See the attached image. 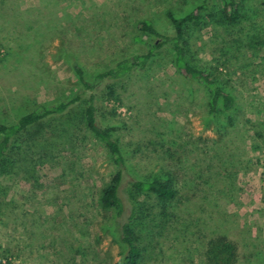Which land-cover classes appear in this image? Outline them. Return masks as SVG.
Segmentation results:
<instances>
[{
  "label": "rangeland",
  "instance_id": "rangeland-1",
  "mask_svg": "<svg viewBox=\"0 0 264 264\" xmlns=\"http://www.w3.org/2000/svg\"><path fill=\"white\" fill-rule=\"evenodd\" d=\"M203 2L0 0V121L79 92L75 62L94 81L119 59L146 53L135 38H154L140 22L173 36L168 13L183 17ZM240 3V23L213 15L188 40L189 59L234 95L233 113L211 114L207 90L177 71L169 46L117 84L116 101L99 92L101 121L119 140L129 176L170 175L181 192L172 233L151 239L144 264H204L215 234L238 243L239 264H264V0ZM208 6L213 14L221 2ZM36 151L0 180L4 264H117L125 253L117 212L99 204L118 170L104 145L82 124L48 157Z\"/></svg>",
  "mask_w": 264,
  "mask_h": 264
},
{
  "label": "trees",
  "instance_id": "trees-1",
  "mask_svg": "<svg viewBox=\"0 0 264 264\" xmlns=\"http://www.w3.org/2000/svg\"><path fill=\"white\" fill-rule=\"evenodd\" d=\"M213 1L221 2V6L213 7L216 11L209 14L208 4ZM213 15L218 17L222 25H237L242 19L240 0H204L191 13L179 18L168 13L175 32L173 36L160 31L150 19L143 20L138 24V29L154 40L136 37L135 41L145 46L146 53L119 59L99 72L94 81H89L83 68L75 62L72 68L80 84L79 92L57 104L34 107L14 123L0 121V180L11 175L18 167L19 160L25 158L31 149L36 148L37 154L34 155L44 159L48 157L47 152H56L84 124L104 145L118 169L99 197L102 208L117 212L114 232L125 248L124 256L117 264H144L150 255L151 247L148 244L152 246L151 239L172 233L174 219H178L175 210L181 192L170 175L148 180L129 176L119 140L101 121L99 92L103 91L105 101H116L117 84L127 79L133 71L147 69L157 53L169 46L174 54L177 71L207 90L211 114L233 113L236 99L221 83V78L197 66L188 57L189 33L206 27L209 24L207 17L212 19ZM88 91H91V95L86 98ZM229 121L232 123V119ZM4 262L5 258L1 257L0 264ZM203 263L239 264L238 243L225 234L211 236L206 243Z\"/></svg>",
  "mask_w": 264,
  "mask_h": 264
}]
</instances>
